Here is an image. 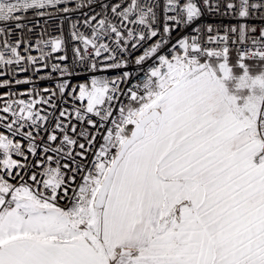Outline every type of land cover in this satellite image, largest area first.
<instances>
[{
    "label": "snow or ice",
    "instance_id": "snow-or-ice-1",
    "mask_svg": "<svg viewBox=\"0 0 264 264\" xmlns=\"http://www.w3.org/2000/svg\"><path fill=\"white\" fill-rule=\"evenodd\" d=\"M93 4L0 0V88L32 86L0 107V165L29 167L12 158L28 160L16 136L49 165L35 190L0 175V264H264V0H164L162 20L158 0ZM45 17L61 34L33 46Z\"/></svg>",
    "mask_w": 264,
    "mask_h": 264
},
{
    "label": "built area",
    "instance_id": "built-area-1",
    "mask_svg": "<svg viewBox=\"0 0 264 264\" xmlns=\"http://www.w3.org/2000/svg\"><path fill=\"white\" fill-rule=\"evenodd\" d=\"M74 2H75V0H74ZM110 2L111 3H115V2H117V0H95V4H93V9L92 10L95 11V12H100L101 8L98 7V5L102 4V3H110ZM158 2L161 5V8L158 10V16L162 20L163 19L162 7H163V4H164V0H158ZM69 6L70 7H74V3L70 4ZM83 11L88 12L90 10L88 8H85V9H83ZM46 19H47V17L39 18V23L34 28L33 34L30 37V39H31V41L33 43V46L35 44V40L40 38V33L42 31L45 32V36H44L45 39L49 38L50 36H58V35L61 34V32H60L61 24H60L59 19L48 20V23L45 24V20ZM82 19H83V17H82V15L79 12L74 13L71 16V20H82ZM205 22L212 23L213 25H221V24L227 25L229 23H232V24L236 23L235 20H231V19H229L227 17L221 18V17H218V16H206L205 17ZM250 23L254 24V25H260L261 21L259 19H253L252 21H250ZM69 29H70V22H65L63 24V33H64L65 40L67 42V46L69 48V56H71L70 49H71V47L73 46V44L75 42H73L71 40V38H70ZM80 30L81 31H88V29H85L83 26H81ZM180 34H189V33L185 32V30H184V28L182 26L176 28L174 30L173 34H172L173 35V42H175V38L177 36H179ZM191 34H194V33H191ZM31 54L32 55H36V56L39 55V53L36 52L35 50H33ZM141 54H143V49H140V50L134 52L133 53V57L141 55ZM133 68H135V65H133ZM44 74H46V72ZM119 74L120 73H119L118 70L100 71V72H97L95 74H91V73H88V72L81 71V72L78 73V75L76 77L71 79V84H72L73 87H76L77 85H80V84L90 85L93 75H95L97 79H109L110 80V79H114ZM29 75H31V72H29V73H18L16 75V78L17 79H25ZM53 75L55 76V74H53ZM133 75H136V73L134 72ZM4 78L5 77L0 76V81H2ZM33 79H36L37 87L40 88V89H43L44 87H49V88H54L55 87V83H56L55 80H53V81H49V80L39 81L36 77H33ZM132 83H136V81L133 80ZM129 86L130 85H124V84L121 85V87L124 88L125 90ZM31 87L32 86L28 85V84L15 85L14 80H13L12 87L10 89L7 88V87L0 88V97L4 98V99H0V107L3 106L4 101L8 98L6 94L9 91L17 93V95L14 96L13 99H25V100H28L29 99L28 96H26V95L25 96H21L19 94L27 92ZM76 94L77 95L79 94L78 93V89H77V93ZM67 99L69 100V103L64 105V107H67L69 109V111L71 112L72 111L73 102H72L71 98H67ZM82 103L84 105H86L87 101L85 100V101L81 102L80 100H76L75 101V106L77 108H79V107H81ZM37 107H43L47 111H51V109H48L47 106L38 105ZM41 114L43 115L45 113L42 112ZM56 115H58V111H57ZM0 116L8 117L9 120L11 119V114L10 113L0 112ZM93 118L95 119V117H93ZM72 123L77 124L78 130L80 129L81 125L75 119L74 113H73V117H72ZM83 127L88 128V130L90 132L94 131L86 123L83 125ZM27 130L28 129H24V131H27ZM0 134L10 136L9 131L6 128H2V127H0ZM34 134H35V132H34ZM41 135L46 139L47 133L41 132ZM13 139L14 140H19L21 142V144H22V146L24 148L25 154L28 157V160L26 162L24 157H20V156H17L15 154H12V158L19 160L21 164L27 163L29 165V167L26 168V169H21V168L5 169L2 165H0V175H4L5 179H7L10 184L18 186L20 183L27 182L29 185H32L33 190H35L36 189V185L31 181V179H30L31 175L34 172H36V173L42 172L43 169L45 167H48L49 165L46 164V163L43 164V165H33V161H35L37 159V157H33L31 155V153L27 152V141L23 140L19 136H16ZM80 142H85V141L83 139H80ZM99 142H102V140L99 141ZM98 146H99V144L97 143V148H98ZM41 151H42V148H41ZM40 159H43V157L41 156ZM62 162H66V161H62ZM51 166L55 167V164L53 163ZM7 171H11L12 172V176L5 175V173ZM16 173H20V176L23 177V180H21L20 176H17ZM39 178L43 179V177H39ZM77 180L79 182V177L77 178ZM73 187H75V185H73ZM40 188L42 190L43 189V185H41ZM70 195H71V193H70ZM65 202L66 201H63V200L60 201L61 206H63L65 204Z\"/></svg>",
    "mask_w": 264,
    "mask_h": 264
},
{
    "label": "rangeland",
    "instance_id": "rangeland-1",
    "mask_svg": "<svg viewBox=\"0 0 264 264\" xmlns=\"http://www.w3.org/2000/svg\"><path fill=\"white\" fill-rule=\"evenodd\" d=\"M0 207H3V206H0Z\"/></svg>",
    "mask_w": 264,
    "mask_h": 264
},
{
    "label": "trees",
    "instance_id": "trees-1",
    "mask_svg": "<svg viewBox=\"0 0 264 264\" xmlns=\"http://www.w3.org/2000/svg\"><path fill=\"white\" fill-rule=\"evenodd\" d=\"M233 58H234V56H233Z\"/></svg>",
    "mask_w": 264,
    "mask_h": 264
}]
</instances>
